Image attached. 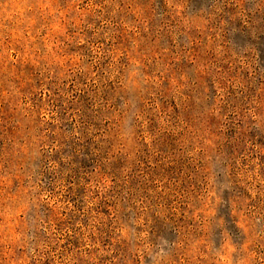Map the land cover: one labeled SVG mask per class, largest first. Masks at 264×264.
Returning <instances> with one entry per match:
<instances>
[{"label": "rangeland", "instance_id": "1", "mask_svg": "<svg viewBox=\"0 0 264 264\" xmlns=\"http://www.w3.org/2000/svg\"><path fill=\"white\" fill-rule=\"evenodd\" d=\"M0 264H264V0H0Z\"/></svg>", "mask_w": 264, "mask_h": 264}]
</instances>
